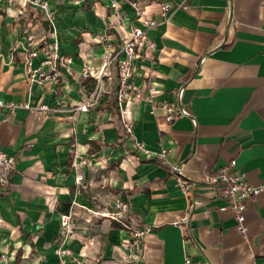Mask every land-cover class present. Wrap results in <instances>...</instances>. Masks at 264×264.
Listing matches in <instances>:
<instances>
[{
  "label": "crops",
  "instance_id": "crops-1",
  "mask_svg": "<svg viewBox=\"0 0 264 264\" xmlns=\"http://www.w3.org/2000/svg\"><path fill=\"white\" fill-rule=\"evenodd\" d=\"M167 1L161 20L159 0H138L158 23L131 79L150 101L127 103V138L107 107L118 108L116 69L99 84L83 74L100 69L108 41L120 44L112 21L124 37L141 26L129 4L117 19L106 0H0V98L30 106L0 110V145L15 158L0 189V264H256L264 256V189L247 203L243 238L202 181L234 159L251 185L264 186V0ZM32 48L42 83L26 74ZM50 57L56 77L53 60L42 65ZM162 102L190 116L168 123ZM174 166L196 182L186 194ZM135 187L142 191L128 195ZM116 200L129 206L128 228L112 225L122 218Z\"/></svg>",
  "mask_w": 264,
  "mask_h": 264
},
{
  "label": "built area",
  "instance_id": "built-area-1",
  "mask_svg": "<svg viewBox=\"0 0 264 264\" xmlns=\"http://www.w3.org/2000/svg\"><path fill=\"white\" fill-rule=\"evenodd\" d=\"M107 5L111 10V15L114 18L119 19L122 13L121 2H127L129 6L134 10L135 18L140 22V27H133L127 36H122L119 30V22L112 21L109 29L111 32L116 33L117 38L120 39V44L115 45L112 41L107 42L102 55V66L100 69L93 71L87 69L84 71L83 76H94L99 84L102 82L103 76H109L111 74L110 69H116L118 79V89L116 92V104L118 106L122 124L125 128L127 138L132 137L133 126L132 123L126 120V116L129 113L127 103L135 100H147L150 101V97H144L140 89L134 88L131 84V79L136 68L137 61L147 60L146 51L154 49V42L149 38L148 34L152 31L157 21L148 17L138 4V0H106ZM43 7H47V3L42 4ZM183 8H186L183 6ZM171 9V4L167 0H159V13L158 16L161 20H165L168 12ZM50 13H48V16ZM37 56V50L32 48L28 50L26 61V74L31 81H38L42 83L48 76L41 69L32 70L30 68V59ZM53 60L52 75L54 77L59 75L54 64V58H48L42 63V65L50 64ZM153 88H149L151 92ZM183 93V87L178 89L177 96L180 98ZM160 107L166 112L165 121L170 123L174 119L179 117H189L190 114L187 110L180 105L162 102ZM18 108L29 109L28 103H14L6 102L0 98V110L4 109L8 114H12ZM46 106H41L40 109H46ZM156 106H151V112ZM81 110L86 109V105L80 106ZM8 120V116L2 118L3 122ZM135 150L148 154L142 143L136 144ZM165 150H161L158 154L160 157H164ZM15 168V158L6 153L0 145V189H6L9 185L10 177ZM173 170L176 172V184L180 191L184 194L189 192L193 185L196 183L190 177H188L183 171L181 166H174ZM80 180V178H78ZM203 183L209 188L211 194L216 197H221L225 200V203L219 207L222 212L230 211L234 214L236 220V229L238 232L246 238L247 227L245 225V211L247 203L257 196L264 186L251 185L244 177L243 173L236 170V161L230 160L225 165L215 168L210 173L204 175L202 178ZM195 204V203H193ZM116 209L115 218L123 217L128 211L129 206L127 202L122 200H116L114 203ZM132 236L135 241L136 247L140 248L142 245L141 237L142 231H134ZM0 258L5 259V254H1ZM183 264H191V259L186 257ZM256 264H264V256L259 259Z\"/></svg>",
  "mask_w": 264,
  "mask_h": 264
},
{
  "label": "trees",
  "instance_id": "trees-1",
  "mask_svg": "<svg viewBox=\"0 0 264 264\" xmlns=\"http://www.w3.org/2000/svg\"><path fill=\"white\" fill-rule=\"evenodd\" d=\"M107 107L109 109L110 116L112 117V122L115 125L117 134L119 135V137H121L122 134L125 135L126 132H125V128H124V126L122 124V121H121L119 109L116 107V105L114 103H111V102L107 104ZM121 130H123L122 134H121ZM150 161L151 162H156L155 160H150ZM117 165H118L117 163L115 165H109V168L110 169L115 168V166H117ZM141 191H142L141 188L135 187L132 190L126 191V192H127L128 195L133 196L135 194H138ZM134 222L135 221H134L133 217L131 215H127L126 217H122L121 219H119L118 223L115 222L112 225L114 227H117V228H128Z\"/></svg>",
  "mask_w": 264,
  "mask_h": 264
}]
</instances>
